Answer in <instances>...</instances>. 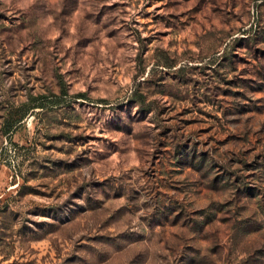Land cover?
I'll list each match as a JSON object with an SVG mask.
<instances>
[{
    "label": "rangeland",
    "instance_id": "374dc122",
    "mask_svg": "<svg viewBox=\"0 0 264 264\" xmlns=\"http://www.w3.org/2000/svg\"><path fill=\"white\" fill-rule=\"evenodd\" d=\"M0 264H264V0H0Z\"/></svg>",
    "mask_w": 264,
    "mask_h": 264
}]
</instances>
